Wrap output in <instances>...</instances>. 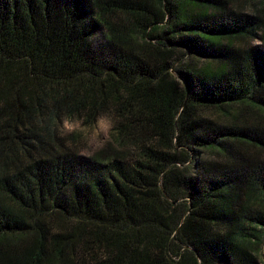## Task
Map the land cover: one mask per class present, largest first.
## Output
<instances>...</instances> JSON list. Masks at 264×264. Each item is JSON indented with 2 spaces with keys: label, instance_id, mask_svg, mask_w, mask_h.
I'll return each instance as SVG.
<instances>
[{
  "label": "trees",
  "instance_id": "trees-1",
  "mask_svg": "<svg viewBox=\"0 0 264 264\" xmlns=\"http://www.w3.org/2000/svg\"><path fill=\"white\" fill-rule=\"evenodd\" d=\"M0 264H264V0H0Z\"/></svg>",
  "mask_w": 264,
  "mask_h": 264
},
{
  "label": "rangeland",
  "instance_id": "rangeland-1",
  "mask_svg": "<svg viewBox=\"0 0 264 264\" xmlns=\"http://www.w3.org/2000/svg\"><path fill=\"white\" fill-rule=\"evenodd\" d=\"M258 42L259 39L256 38L252 44ZM58 128L59 134L66 138L71 145L75 144L82 156H91L104 148L110 141L111 122L108 117L99 118L91 126L84 125L77 120L64 121ZM72 141L74 143H71ZM260 261L263 262L261 257Z\"/></svg>",
  "mask_w": 264,
  "mask_h": 264
}]
</instances>
